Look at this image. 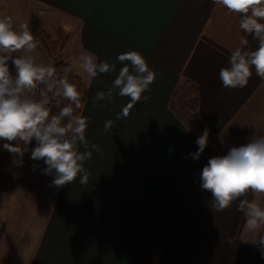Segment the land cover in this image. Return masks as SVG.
Wrapping results in <instances>:
<instances>
[{
    "label": "crops",
    "instance_id": "0c3cea01",
    "mask_svg": "<svg viewBox=\"0 0 264 264\" xmlns=\"http://www.w3.org/2000/svg\"><path fill=\"white\" fill-rule=\"evenodd\" d=\"M12 2L14 26L29 28L36 16L72 33L64 61L84 81L86 139L100 151L85 164L87 185L78 176L53 186L55 174H43L40 160L32 180L0 186V264H264L236 203L214 212L199 179L209 158L264 136V79L253 69L247 86L232 90L219 79L245 35L240 16L211 0ZM247 38V49L255 50L258 42ZM127 51L141 53L159 75L144 93L149 99L115 121L129 98L113 93L93 106V97L111 88L124 66L116 57ZM85 52L115 70L90 78L78 63ZM186 80L199 86L202 128L187 129L170 109ZM108 120L115 123L106 132ZM203 127L208 145L194 160ZM3 143L0 156L7 152Z\"/></svg>",
    "mask_w": 264,
    "mask_h": 264
},
{
    "label": "clouds",
    "instance_id": "9594fccd",
    "mask_svg": "<svg viewBox=\"0 0 264 264\" xmlns=\"http://www.w3.org/2000/svg\"><path fill=\"white\" fill-rule=\"evenodd\" d=\"M211 3L238 14L239 27L245 33L240 37L241 46L230 54L228 66L219 71L222 87L243 89L253 69L257 77L264 79V0H211ZM249 36L258 42L255 50L247 49ZM39 44L28 25L17 28L12 17H0V141H4L5 150L22 157L34 139L36 146L31 149L30 158L44 162L43 174H55L53 186L70 184L78 176L79 183L87 185L90 172L85 164L100 148L86 139L87 118L75 114L81 108L82 94L68 76L76 65H68L57 76L55 67L37 64L30 55ZM21 50L25 55L13 56ZM116 59L124 66L107 92L95 93L93 106L105 99L111 101L113 93L128 97L129 102L116 114L115 121H119L128 118L134 105L149 99L144 93L159 74L137 51L121 53ZM97 60L95 54L85 52L78 57L79 67L90 78L110 74L116 68L115 64ZM9 62L14 65V74ZM61 100L68 104L60 107ZM53 102L59 112L50 115L49 106ZM115 121H105L104 131H110ZM208 138L209 129L205 127L195 141L198 150L190 154L194 160H199ZM199 179L200 188L211 194L209 207L214 212H223L236 203L237 211L245 219V231L255 237L252 242L260 245L264 253V136H253L247 143L231 147L226 155L209 158ZM225 242L232 245L236 241L227 237Z\"/></svg>",
    "mask_w": 264,
    "mask_h": 264
},
{
    "label": "trees",
    "instance_id": "16d2710c",
    "mask_svg": "<svg viewBox=\"0 0 264 264\" xmlns=\"http://www.w3.org/2000/svg\"><path fill=\"white\" fill-rule=\"evenodd\" d=\"M33 26L35 38L39 39V47L44 54L54 61V67L57 69V76L63 74V68L70 65L61 59L65 53L66 47L72 38V33L59 28L55 34L49 33L42 25L38 17H33ZM69 82L75 83L78 90L82 94L81 108L76 110L75 114L81 116L85 104V84L83 79L76 73L75 69L69 73ZM68 101L61 100L60 107H64ZM50 115L58 114L59 108L53 102L50 106ZM170 109L173 114L181 121L187 129L203 126V118L201 115V95L198 84L193 80H186L179 84L170 100ZM204 129V127H203ZM15 143V142H13ZM36 146L33 139L28 146L29 150L22 157L15 153L6 152L0 157V186L16 185L24 180H32L35 176V167L40 161L32 160L31 149ZM227 152L224 153L226 155ZM30 170L26 177L20 176L21 171Z\"/></svg>",
    "mask_w": 264,
    "mask_h": 264
},
{
    "label": "rangeland",
    "instance_id": "374dc122",
    "mask_svg": "<svg viewBox=\"0 0 264 264\" xmlns=\"http://www.w3.org/2000/svg\"><path fill=\"white\" fill-rule=\"evenodd\" d=\"M10 2L12 4H14V2H12V0H10ZM9 4V1L7 0V2L5 3H2V6L6 9V10H2L0 11V17H4V16H11L13 14V11L16 10L15 9V6H13L12 4L11 5H8ZM1 6V5H0ZM1 6V7H2ZM25 23H20V25H24ZM43 27L51 34H55L56 31L58 30V25L55 21H51V22H47V21H43ZM19 26V22L15 23V27L18 28ZM29 30L33 33V35L35 34V31H34V26L30 23V27H29ZM35 36V35H34ZM71 50L72 49V45L70 44L68 49L67 50ZM38 62V64H41V65H47V64H51L53 67H54V61L51 62L52 60L49 59L43 52V50L38 46L36 50H34L32 52ZM62 60H65L66 59V50H65V53L63 54V56L61 57ZM8 152V151H7ZM2 156V155H1ZM0 156V157H1ZM30 172V170H23L21 171L20 173V176L23 177V176H26L28 173Z\"/></svg>",
    "mask_w": 264,
    "mask_h": 264
},
{
    "label": "built area",
    "instance_id": "2783aa9c",
    "mask_svg": "<svg viewBox=\"0 0 264 264\" xmlns=\"http://www.w3.org/2000/svg\"><path fill=\"white\" fill-rule=\"evenodd\" d=\"M21 55H25V53L23 52V50L13 53V56H21ZM30 55L34 58L35 62L38 64V62H37L34 54L33 53H30ZM45 66H52V65L51 64H47ZM9 67H10V71H12L13 74H14L15 68H14V65L11 64V62H9ZM40 87H43V85H41Z\"/></svg>",
    "mask_w": 264,
    "mask_h": 264
}]
</instances>
